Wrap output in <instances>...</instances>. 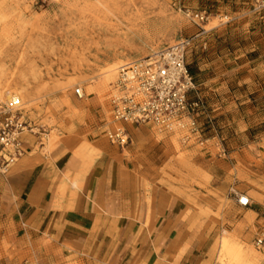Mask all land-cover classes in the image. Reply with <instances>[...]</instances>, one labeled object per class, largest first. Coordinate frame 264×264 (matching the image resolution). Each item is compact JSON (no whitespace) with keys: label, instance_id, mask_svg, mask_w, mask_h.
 Here are the masks:
<instances>
[{"label":"rangeland","instance_id":"374dc122","mask_svg":"<svg viewBox=\"0 0 264 264\" xmlns=\"http://www.w3.org/2000/svg\"><path fill=\"white\" fill-rule=\"evenodd\" d=\"M202 10L207 21H193L189 12ZM183 37L193 39L186 63L211 118L200 119L207 141L185 145L142 125L166 149L153 171L179 192L228 184L238 233L216 231L212 264H264V10L252 0H0V96L19 95L35 132L26 136L41 154L64 140L109 143L99 128L110 119L118 67ZM110 67L115 73L104 82ZM240 193L249 206L238 205ZM248 209L260 211L252 217Z\"/></svg>","mask_w":264,"mask_h":264},{"label":"crops","instance_id":"0c3cea01","mask_svg":"<svg viewBox=\"0 0 264 264\" xmlns=\"http://www.w3.org/2000/svg\"><path fill=\"white\" fill-rule=\"evenodd\" d=\"M126 129L123 148L64 140L50 154L26 136L27 153L0 174V264L213 263L216 231L238 233L229 185L201 194L170 188L153 171L164 142L151 141L148 127Z\"/></svg>","mask_w":264,"mask_h":264},{"label":"built area","instance_id":"2783aa9c","mask_svg":"<svg viewBox=\"0 0 264 264\" xmlns=\"http://www.w3.org/2000/svg\"><path fill=\"white\" fill-rule=\"evenodd\" d=\"M256 10H264V0H252ZM197 23L207 21L206 11L189 12ZM192 38L183 37L163 48L124 62L118 67L110 84L108 104L110 119L101 125L103 135L110 144L120 148L130 142L126 125H152L158 131L178 135L182 144L199 146L207 141L203 137L202 117H208L206 105L195 92V83L186 63V53ZM194 91L195 96H191ZM81 98V88L74 90ZM27 133L33 132L25 118L22 102L13 92L0 96V174L6 175L11 167L27 153L30 145ZM41 144V142H38ZM238 205L247 207L250 198L240 193ZM263 244V237L255 240Z\"/></svg>","mask_w":264,"mask_h":264},{"label":"bare ground","instance_id":"6f19581e","mask_svg":"<svg viewBox=\"0 0 264 264\" xmlns=\"http://www.w3.org/2000/svg\"><path fill=\"white\" fill-rule=\"evenodd\" d=\"M115 71V67H110V68H108L107 70H106V72H104V73H106L105 74V81L104 82H108L112 77H113V75H114V72ZM223 239H224V237H223ZM226 240V239H225ZM228 241V240H227Z\"/></svg>","mask_w":264,"mask_h":264}]
</instances>
